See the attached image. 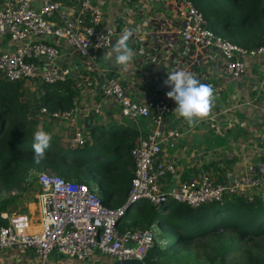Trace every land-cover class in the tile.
Returning <instances> with one entry per match:
<instances>
[{"label": "built area", "instance_id": "built-area-1", "mask_svg": "<svg viewBox=\"0 0 264 264\" xmlns=\"http://www.w3.org/2000/svg\"><path fill=\"white\" fill-rule=\"evenodd\" d=\"M97 2L76 0L75 7L69 9L58 0H40L36 6L30 0H0V40L6 38L4 47L0 42V76L8 81H64L70 76L68 66L53 62L60 54V41L96 68L94 55L107 49L113 40V30L101 26L103 10ZM171 2L177 19L175 32L182 48V55L172 65L171 72L193 73L197 69L204 83L208 78L216 79L217 74L236 79L245 72L247 57L264 55V43L252 47L235 44L215 33L205 16L188 0ZM153 17L158 20L160 16ZM156 31L164 33L166 29L159 24ZM166 42L167 39L160 37L161 45ZM96 69V78H101L102 99L112 98L120 113L128 118L151 117V129L139 134L129 148L133 166L124 202L107 207L96 189L84 182L47 169L39 170L34 174L38 187L36 218L25 212L0 210V255H10L0 257V264H103V259L130 257L144 260L154 243L151 227L120 228L119 221L133 202L157 205L167 197L161 191V178L173 173L175 167L163 158L161 143L181 136L180 131L163 123L171 98L160 94L149 101H136L119 79ZM100 106L101 101L93 106V111L99 112ZM77 111L73 97L67 108L47 109L41 105L36 113L74 123ZM145 111L147 115L143 114ZM210 114L204 121L208 118L212 121L218 113ZM213 125L211 122L210 126ZM86 139V134L75 126L66 146L74 149ZM245 170L246 174L240 178L215 181L200 169L195 176L178 182L168 197L192 207L229 194L250 200L254 193L249 188L264 180V172L252 163H247Z\"/></svg>", "mask_w": 264, "mask_h": 264}, {"label": "crops", "instance_id": "crops-1", "mask_svg": "<svg viewBox=\"0 0 264 264\" xmlns=\"http://www.w3.org/2000/svg\"><path fill=\"white\" fill-rule=\"evenodd\" d=\"M58 1L69 9H73L76 3V0ZM39 2L40 0H30L33 6ZM97 3L103 10L101 26L113 30V40L107 49L94 55L96 66L103 69L105 74L110 73L119 79L130 97L136 101H149L160 94L167 96L166 93L171 88L165 86L162 81L167 78L168 72L173 69L172 65H176V60L182 55V48L178 44L175 32L177 19L171 0H98ZM153 15L160 17L157 20ZM159 24L164 25L166 29L164 33L156 31ZM125 31L133 34L129 45L134 51L133 60L127 71L104 59L105 54L111 52L115 42ZM160 37L167 39L168 42L161 45ZM3 40H0L1 44ZM46 40L51 41L49 37H46ZM59 47L60 54L53 62L69 68L70 76L67 78L71 80L72 88L76 90L72 96L78 105L76 119L74 123H67L36 112L33 115L26 113V119L32 122L33 133L42 128L51 133L52 139H57L65 145L72 128L76 126L88 139L92 134L91 144L92 141H101V138L106 136L95 130L97 125H104L106 129L118 130L115 137L120 140L112 146H107L108 152H111L124 144L131 143L132 146L139 134L151 129L150 116H140L143 118L141 124L144 129L136 120L137 117L135 119L127 117L128 121L124 120L122 117L124 115L120 113L117 103L112 98L102 99L100 81L96 78L97 67L87 62V58L85 60L74 54L64 41H60ZM245 64V72L236 79L217 74L216 79L208 78L206 80L208 82L204 83V80L199 78L197 69L192 73L201 83L211 84L214 95L211 112L218 113L212 121L210 118L208 121L202 118L195 119L189 124L185 118L178 117L175 111L177 105L171 99L163 123L180 131L181 136L166 139L161 143L163 158L171 161L175 167L173 173H166L161 178L160 186L164 195L168 196L178 182L195 175L200 169L207 171L216 180L217 176L220 177L218 181L242 177L246 174L247 163H252L259 171L264 172V55L247 57ZM38 96L36 89V97ZM100 101L99 112H94L93 106ZM211 122H214L212 127ZM133 131L136 133L135 136L132 135ZM196 137L199 138V144L191 145ZM107 140L112 143V137ZM32 169L29 172L34 175L37 171ZM184 172L189 176L181 179L180 174ZM263 182L249 190L264 196ZM35 185L33 199L26 201L27 207L24 210L32 219L37 216L38 187L37 183ZM12 253L13 251L10 252ZM0 257L9 258L10 255L2 253Z\"/></svg>", "mask_w": 264, "mask_h": 264}, {"label": "trees", "instance_id": "trees-1", "mask_svg": "<svg viewBox=\"0 0 264 264\" xmlns=\"http://www.w3.org/2000/svg\"><path fill=\"white\" fill-rule=\"evenodd\" d=\"M188 1L205 16L208 26L223 38L242 47L264 43V0ZM217 20L219 26L216 25ZM107 75L112 76L110 73ZM29 81L37 82L35 79ZM22 83V80L8 81L0 76V193L20 187L23 173L32 168H44L95 188L107 207L121 205L132 176L131 143L105 152L109 154L105 155L104 161L96 162L91 156L97 150L82 156L80 146L69 149L57 139H52L44 159L37 164L34 161L33 125L25 114L33 115L41 105L47 109L67 108L76 90L69 78L54 83L38 82L39 96L31 105L21 97ZM135 134L133 131L132 135ZM113 135L115 133L109 137ZM100 144V141H92L87 146L98 147ZM89 176L95 177L96 185L87 182ZM217 180L220 177L217 176ZM4 201L0 198V203ZM135 208L138 211L129 218L130 225L121 224L124 214L120 228H145L155 221L170 228L166 236L169 247L174 251L190 242L200 244L198 239H201L205 241L203 247L209 248L210 252L205 253L207 264H264V196L254 193L247 200L240 195L229 194L223 199H213L195 207L169 198L158 206L139 202ZM163 251L155 242L147 251L144 262L160 264L157 258Z\"/></svg>", "mask_w": 264, "mask_h": 264}, {"label": "rangeland", "instance_id": "rangeland-1", "mask_svg": "<svg viewBox=\"0 0 264 264\" xmlns=\"http://www.w3.org/2000/svg\"><path fill=\"white\" fill-rule=\"evenodd\" d=\"M216 25L219 26L218 20L216 21ZM2 39H4V40L2 41L1 45H2V47H4L5 37H3ZM37 83L38 82H36V81H28V82L22 83L21 87L22 86L23 87L21 88V91L22 90L23 91L21 93V97H24L27 102L32 103L34 101V99L37 98L36 97ZM37 91L39 93V90H37ZM96 117H98V116H96ZM122 117L124 120H127L126 116H122ZM136 120L140 123V125L142 127L141 121L143 120V118L137 117ZM142 129H144V128L142 127ZM95 130L102 132L107 137L103 136L101 138V141H100L101 144L98 147H95L94 145H92V146H89V148H88L87 145L90 144V140L92 139V134L89 135L90 139H88V137H87L85 143L80 145L79 151H80V154L82 156H84V153L86 154L89 151H96L97 150L96 152H108L107 146L108 145L112 146V144H114L118 141V139L115 137L116 134L112 136V143H109L110 140H107L110 135L117 133L118 130H113L110 128L106 129V128H104V125H97V127H95ZM118 138H120V137H118ZM107 143H109V144H107ZM197 144H199V138L198 137H196L193 140L191 145H197ZM64 146H66V144ZM83 146H85V147H83ZM86 146H87V148H86ZM108 154L109 153H107V154H105V153H98V154L94 153V155L91 157L96 162H103L105 155L108 156ZM100 155H104V157L100 156ZM42 170H45V169L42 168ZM47 170H49V169H47ZM36 171H39V170H36ZM23 175H25V176L23 177V180L20 182V187H13L8 191L4 190L0 193V198L5 200L4 202L0 203V208L5 207V209H7L9 211L25 212L24 210L27 207V202H29L28 200H32L33 196L35 194V189H36L35 183L36 182H35V177H34L32 172H29V173L26 172V173H23ZM262 175H264V173ZM188 176L189 175L186 172L180 174L181 179H184ZM87 180H88L87 182L91 183V185H96L95 177L89 176ZM261 181H264V180H261ZM263 187H264V182H263ZM11 197L12 198L14 197V200H12ZM166 199H169V197L167 196ZM160 204H162V203H158L157 206ZM136 205H137V203L133 204L132 206H136ZM137 211H138V209H135L133 207H128L126 210L125 216L122 218L121 224H125L127 226L130 225V223H128L130 220L129 218L132 217ZM159 212L164 213V211H162V209H159ZM147 227H151L153 229V232L155 235L154 242H156V244H158L161 248L164 249L161 256L157 258V260L159 261L160 264H207L204 261V260H206L205 259V253L206 252L210 253V252H209V248L207 249V248H205V246L203 247V245L205 244V241L198 239L200 241V244L196 241L190 242L188 246L178 248L174 251L173 248L169 247L168 238L166 236V234H168L170 232V228L168 226L163 225V224H158L155 221H153L152 223H149ZM57 257L62 259L61 256H57ZM49 258H52V255H50Z\"/></svg>", "mask_w": 264, "mask_h": 264}, {"label": "clouds", "instance_id": "clouds-1", "mask_svg": "<svg viewBox=\"0 0 264 264\" xmlns=\"http://www.w3.org/2000/svg\"><path fill=\"white\" fill-rule=\"evenodd\" d=\"M132 35V32L125 31L115 42V46L111 49V52L105 54V61L113 62L124 71L129 70V64L134 57V51L129 45ZM162 83L171 88L166 95L175 101L177 105L175 111L178 117L185 118L189 124H191L195 119H202L209 116L214 105V95L211 85L201 83L191 72L184 70L168 72L167 78L164 79ZM143 114L147 115V111ZM51 141V133L42 128L35 131L33 150L34 161L37 164L44 159L46 150L50 147ZM215 181L218 180L215 179ZM139 202L140 201H135L129 207L135 208V206L132 205Z\"/></svg>", "mask_w": 264, "mask_h": 264}, {"label": "water", "instance_id": "water-1", "mask_svg": "<svg viewBox=\"0 0 264 264\" xmlns=\"http://www.w3.org/2000/svg\"><path fill=\"white\" fill-rule=\"evenodd\" d=\"M101 83V78H99ZM103 264H147L143 260H140L135 257L130 258H115V259H103Z\"/></svg>", "mask_w": 264, "mask_h": 264}, {"label": "bare ground", "instance_id": "bare-ground-1", "mask_svg": "<svg viewBox=\"0 0 264 264\" xmlns=\"http://www.w3.org/2000/svg\"><path fill=\"white\" fill-rule=\"evenodd\" d=\"M35 228H38V227H35Z\"/></svg>", "mask_w": 264, "mask_h": 264}]
</instances>
